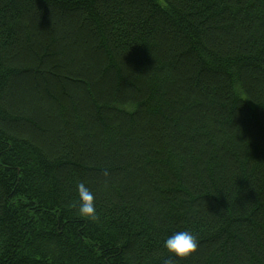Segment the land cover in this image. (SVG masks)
<instances>
[{
	"label": "trees",
	"instance_id": "trees-1",
	"mask_svg": "<svg viewBox=\"0 0 264 264\" xmlns=\"http://www.w3.org/2000/svg\"><path fill=\"white\" fill-rule=\"evenodd\" d=\"M164 260L264 264V0H0V264Z\"/></svg>",
	"mask_w": 264,
	"mask_h": 264
},
{
	"label": "clouds",
	"instance_id": "clouds-1",
	"mask_svg": "<svg viewBox=\"0 0 264 264\" xmlns=\"http://www.w3.org/2000/svg\"><path fill=\"white\" fill-rule=\"evenodd\" d=\"M105 175H107L106 172ZM76 189L79 197L78 214L81 217L97 220L98 214L93 191L83 181L77 183ZM198 247L199 240L197 235L188 229L174 231L164 240V248L179 260L195 254L198 251ZM162 264H168V261L164 260Z\"/></svg>",
	"mask_w": 264,
	"mask_h": 264
}]
</instances>
